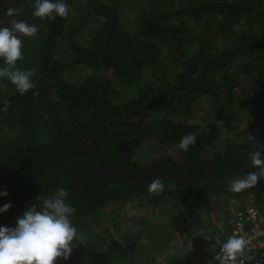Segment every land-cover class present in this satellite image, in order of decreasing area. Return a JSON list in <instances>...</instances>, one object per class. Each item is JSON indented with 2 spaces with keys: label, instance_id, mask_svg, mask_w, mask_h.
Returning <instances> with one entry per match:
<instances>
[{
  "label": "trees",
  "instance_id": "1",
  "mask_svg": "<svg viewBox=\"0 0 264 264\" xmlns=\"http://www.w3.org/2000/svg\"><path fill=\"white\" fill-rule=\"evenodd\" d=\"M64 2L68 8L74 3ZM90 2L86 0L98 27L83 43L71 40L77 28L68 15L41 20L32 15L34 0H0V24L10 19L8 8L23 5L18 19L35 24L40 35L31 53L34 88L23 95L15 90L0 100V191L8 192L0 196V207L12 205L0 212V226L14 227L28 207L39 205L38 197L61 187L76 209L70 219L77 239L84 225L118 201L183 205L169 219L175 231L196 211L194 201L209 211L214 210L211 198L247 196L235 210L257 204L251 199L264 196V178L239 193L227 185L257 170L250 166V156L260 151L264 158V141L229 139L207 157L200 126L189 119L203 100L226 111L234 104L238 109L244 100L258 103L264 98V0ZM127 4L131 20L124 23L120 9ZM189 23L202 27L193 37L184 35ZM61 41L69 44L68 57L59 49ZM166 54L171 63L164 71L160 59ZM75 66L88 69L87 75L79 82L66 80L64 70ZM127 90L131 95L124 98ZM5 100L10 101L7 111ZM232 119H238L236 113L228 115L227 120ZM45 131L51 134L42 138ZM187 133L196 135V144L186 152L176 151ZM147 139H159V144L173 148L172 154L143 164L136 154ZM155 177L161 178L164 189L149 194L147 184ZM76 240L64 264H79L81 254L86 264H121L138 248V234L123 241L111 237L99 246L89 245V250L86 239L83 244ZM77 248L86 251L80 254ZM175 264L196 263L185 256Z\"/></svg>",
  "mask_w": 264,
  "mask_h": 264
},
{
  "label": "rangeland",
  "instance_id": "2",
  "mask_svg": "<svg viewBox=\"0 0 264 264\" xmlns=\"http://www.w3.org/2000/svg\"><path fill=\"white\" fill-rule=\"evenodd\" d=\"M107 1L91 0L90 5ZM181 1L187 5L198 2V0ZM73 2L69 6L68 18L77 29L74 34L75 38L71 40L87 43L97 32V22L94 20L86 0H73ZM131 12V6L128 4L126 8L123 6L120 9L121 20L124 23L131 20ZM187 26L184 29L186 37H193V34L199 33L202 29L199 24L189 23ZM39 36L37 32L33 37L21 39L23 58L17 61L16 68L20 70L35 69L33 66L36 63L35 60L33 61L34 57L31 53L34 52L35 45L33 44ZM59 49L65 57L71 53L69 44L63 41L60 42ZM160 61L161 69L168 70L171 63L170 57L167 54L163 55ZM4 66V61L0 58V67ZM236 71V67L231 69V73L234 75ZM87 73L88 69L85 67L75 66L65 69L63 76L68 81L79 82ZM15 90V85L9 80H0V100L14 93ZM127 91L122 93L124 98H129L131 95V91ZM235 106L236 104L225 111L221 105L203 100L198 102L193 109L195 114L189 120L200 126L199 138L203 144V153L207 157L220 151V147L229 139L264 141V98L258 103L244 100L238 109H235ZM232 113H236L238 119L228 121V115ZM44 123L53 125L49 121ZM50 134L45 131L41 137L47 138ZM145 142L136 154V159L138 158L143 164L162 155L170 154V150L173 151L172 147L159 144V139H147ZM237 197L235 195L229 199L211 198L210 207L214 208L212 211L203 207L204 203L194 201L196 211L186 215L188 223L180 231H175L170 226L169 219L184 209L183 205L167 201L155 207L150 203L141 202L140 199L129 202L118 201L107 205L98 217L88 222L89 225H84L75 242L81 237L86 239L84 245L86 250H89V245L99 246L111 237L123 241L126 235L138 234L137 252L132 256V259L122 261L121 264H175L178 257L185 256H189L196 264H216L213 257L219 246L215 244V239L219 237L224 240L232 228L235 206L239 205L241 201L244 203L248 201L247 196L242 199ZM86 250L76 249L80 254ZM64 261L58 259L56 264H64ZM77 261L79 264H86L87 258L81 254Z\"/></svg>",
  "mask_w": 264,
  "mask_h": 264
},
{
  "label": "clouds",
  "instance_id": "3",
  "mask_svg": "<svg viewBox=\"0 0 264 264\" xmlns=\"http://www.w3.org/2000/svg\"><path fill=\"white\" fill-rule=\"evenodd\" d=\"M32 7L33 17L41 20L54 19L55 16L67 17L69 12L64 0H34ZM22 9L23 5L20 8H8L6 15L10 19L7 24H0V58L5 65L0 67V80H9L21 95L34 88L31 78L36 69L16 68L17 61L23 58L20 35L33 37L38 31L35 24L18 19ZM9 105L10 101L5 100V111ZM195 144L196 135L187 133L175 145V150L186 152ZM250 166L257 170L229 180V191L239 193L253 188L264 178V158L260 151L251 154ZM163 189L160 177L152 178L147 184L149 194H159ZM7 195V191H0V196ZM68 197L66 189L58 188L50 196L38 197L39 205L28 207L17 218L14 227L0 226V264H56L58 259L68 260L74 247L73 241L77 239V228L70 219L76 209L68 203ZM11 206V203L4 204L0 212L8 211ZM83 243L81 237L79 244ZM246 243L245 238L237 234L226 240L217 237L215 244L219 246V251L215 252L213 260L216 264H242L239 254L243 252Z\"/></svg>",
  "mask_w": 264,
  "mask_h": 264
},
{
  "label": "built area",
  "instance_id": "4",
  "mask_svg": "<svg viewBox=\"0 0 264 264\" xmlns=\"http://www.w3.org/2000/svg\"><path fill=\"white\" fill-rule=\"evenodd\" d=\"M251 200V203L257 204L247 203L245 209L237 208L234 211L233 226L224 240L233 234L244 237L247 243L239 254V261L242 264H264V196Z\"/></svg>",
  "mask_w": 264,
  "mask_h": 264
}]
</instances>
